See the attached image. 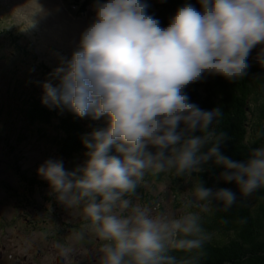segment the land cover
<instances>
[{"label":"clouds","instance_id":"obj_1","mask_svg":"<svg viewBox=\"0 0 264 264\" xmlns=\"http://www.w3.org/2000/svg\"><path fill=\"white\" fill-rule=\"evenodd\" d=\"M197 2L199 9L185 0L165 27L149 13V0H92L94 16L77 47L42 83L50 108L106 120L83 137L82 165L67 170L49 158L37 168L57 201L78 210L101 242L97 264H196L211 239L201 212L211 205L228 211L264 188V144H250L242 160L224 154L230 137L214 126L221 108L202 109L186 92L207 76L245 78L257 46L264 66V0ZM36 25L33 17L24 30ZM206 166L221 168L217 182L237 190L206 186ZM173 170L186 183L199 174L184 211L135 202L146 174ZM69 254L61 248L62 257Z\"/></svg>","mask_w":264,"mask_h":264},{"label":"rangeland","instance_id":"obj_2","mask_svg":"<svg viewBox=\"0 0 264 264\" xmlns=\"http://www.w3.org/2000/svg\"><path fill=\"white\" fill-rule=\"evenodd\" d=\"M81 2L0 0V264H97L101 242L85 230L80 212L60 204L37 173L49 158L62 160L67 170L87 159L82 141L74 156L64 157L57 138L66 139L68 133L56 121L65 119L68 109L42 103V83L50 79L60 57L71 56L94 16L92 0L79 12L74 7ZM33 17L36 27L24 30ZM31 96L40 109H52L53 123L30 128L25 112L31 110ZM75 120L84 121L89 129L106 126L105 118L75 114ZM24 172L27 178L37 177L39 184L26 186ZM189 181L173 179L170 172L146 174L147 186L137 191L135 202L180 214L194 188ZM61 248L70 250L66 259Z\"/></svg>","mask_w":264,"mask_h":264},{"label":"trees","instance_id":"obj_3","mask_svg":"<svg viewBox=\"0 0 264 264\" xmlns=\"http://www.w3.org/2000/svg\"><path fill=\"white\" fill-rule=\"evenodd\" d=\"M184 2L185 0H149V13L154 14L161 25L166 27L169 18ZM189 2L199 9L197 0ZM248 60L250 68L245 78L229 81L220 75L207 76L205 80L191 84L186 89L191 101L202 109L221 108L222 117L214 126L217 131L224 130L228 133L230 139L222 146V151L235 160L246 158L250 144L251 147L264 144V66L257 63L256 59ZM28 107L31 110L25 112V117L31 123H53L51 113L44 108L40 109L34 96L30 97ZM83 122L75 120L71 115L56 121L68 133L66 139L57 138L64 157L74 156L73 153H77L76 150L81 147L79 142L95 128L89 129ZM257 133L261 135L257 136ZM206 168V171L200 173L206 186L237 190L234 182H217L215 177L221 168ZM170 173L173 179L185 180L184 177L176 176L174 170ZM198 179L199 174L194 173L189 183L193 182L194 186ZM34 182H38V179L31 177L28 186H34ZM201 216L202 226L211 239L204 245V255L196 264H264V188L244 201L238 200L228 211L211 205L209 211L201 212ZM173 254L178 259L185 256L183 252Z\"/></svg>","mask_w":264,"mask_h":264},{"label":"water","instance_id":"obj_4","mask_svg":"<svg viewBox=\"0 0 264 264\" xmlns=\"http://www.w3.org/2000/svg\"><path fill=\"white\" fill-rule=\"evenodd\" d=\"M258 51H259V46H257V48H255V49L252 50V53L249 56V58L256 59V54H257Z\"/></svg>","mask_w":264,"mask_h":264}]
</instances>
